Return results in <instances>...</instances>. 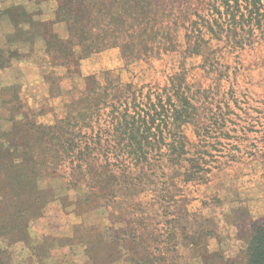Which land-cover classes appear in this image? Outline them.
Segmentation results:
<instances>
[{"label":"trees","instance_id":"trees-1","mask_svg":"<svg viewBox=\"0 0 264 264\" xmlns=\"http://www.w3.org/2000/svg\"><path fill=\"white\" fill-rule=\"evenodd\" d=\"M74 1L58 0V20L69 23L72 35L79 38L74 44L82 48V54L114 46L115 24H125L123 12L132 1L76 0L73 5ZM136 4L143 10V0ZM205 4L208 18L194 10L195 19H189L187 26L183 24L186 43L190 46L195 40L191 53L205 56L204 49L210 50L213 40L219 41L218 52L226 49L241 53L264 45V0H206ZM142 15L141 11L134 14L135 26L140 29L143 24L138 19ZM92 27L98 29L94 34L90 32ZM69 38L66 41L72 43V37ZM45 39L48 43L50 38ZM121 39L123 55L132 60L143 57L138 55L143 39L140 42ZM216 52V49L206 52L202 77L205 81L212 76L217 82L231 81L229 66L220 61ZM113 73L108 70L105 84L96 81L97 86L87 90L95 94L96 105L107 102L111 108L105 127L100 123L99 130L91 135L82 131L74 134L68 128L65 136L55 131L65 121L62 119L47 129H52L51 139L57 136L63 149L52 151L54 148L50 147L51 151L46 153L51 152L58 161L78 158L80 162H71L66 172L72 178L69 181L72 189L84 186L89 190L83 201L75 200L80 209L78 214L105 208L108 217L95 223H76L71 234L65 236L44 234L38 246L53 256L58 248L71 250L78 244L91 252L104 242L124 249L127 264H188L187 260L194 257L184 255L180 247L188 240L192 223L189 208L197 199L192 194L198 186L222 177L246 156L252 160L264 157L262 150L244 151L239 146L245 140L237 133L248 134L245 130L253 131L254 124L240 125L233 118L240 115L230 103L214 100L213 92L203 83L191 84L187 73H176L170 77L168 87L150 88L147 93L143 87L132 89V84L114 83L115 80L109 79ZM124 86L128 94H118ZM235 104L244 110L238 105L239 100ZM188 127H192L193 136L188 135ZM37 128L36 139H46V127ZM3 143L7 146L3 147ZM0 146L11 157L0 173V264H7L8 250L1 243L15 231L21 235L20 240L30 239V222L42 215L51 200L34 184V170L17 166L11 152L18 150V146L12 137L0 133ZM60 169L55 168L54 173ZM25 181L32 182L29 192L24 190ZM7 202L12 203V212L5 209ZM209 204L208 200L202 203L203 207ZM192 213L195 216L199 211ZM36 260L43 262L42 258ZM245 264H264V223L254 227Z\"/></svg>","mask_w":264,"mask_h":264},{"label":"rangeland","instance_id":"rangeland-1","mask_svg":"<svg viewBox=\"0 0 264 264\" xmlns=\"http://www.w3.org/2000/svg\"><path fill=\"white\" fill-rule=\"evenodd\" d=\"M130 1L123 12L125 24H115V45L93 49L87 54H82V48L74 44L79 38L72 35L69 23L58 20V9L51 0H36V5L31 2L33 6L28 2L27 7H36L33 13L28 12L24 5H15L14 0L1 5H15L4 9V12L12 14L13 21H19L12 28L14 41L32 39L33 42L35 37L41 36L50 38L48 43L45 40L49 49L46 47L35 52L21 46L25 48L23 52L18 48L13 52L9 50L14 57H8L4 46L0 52V65L7 62L4 63L7 69L0 70V133L12 137V142L18 146V150L11 152L17 166L31 167L35 173L34 184L51 200L42 215L30 222V239L20 240L21 235L15 231L1 243L8 250L7 264H65L66 261L67 264H127L124 249L104 242L91 252L78 244L71 250L58 248L53 256H49L43 246H38L44 234L65 236L71 234L76 223H95L108 217V209L105 208L78 214L80 209L75 206V200L83 201L89 190L84 186L72 189L69 186L72 178L66 175L69 171L67 166L71 162L79 163L78 158L71 160L65 157L58 161L51 152L46 154L51 151L50 147L54 148L52 151L63 149L57 136L51 139L52 129H47L62 119L65 121L55 131L63 135L68 128V132L74 134L82 131L91 135L99 130L100 123L105 127L111 108L107 102L106 105H96L95 94L87 90L94 89L98 82L105 84L108 70L114 71V76L109 75L114 83L132 84V89L143 87L144 93L150 88L168 87L172 75L187 73L191 84L203 83L213 92L214 100L230 103L241 117H233L240 125L254 124L253 131L245 130L248 134L243 131L237 133L245 140L239 146L244 151H264V45L241 53L226 49L218 52L219 41L213 40L210 50L204 49V55L216 49L220 61L229 66L232 79L217 82L212 76L205 81L201 67L205 56L191 53L195 40L190 42V46L186 43L183 24L187 26L189 19H195L194 10L209 17L206 0L202 3L198 0H143V10L136 4L138 0ZM152 1L156 3L152 4ZM76 2H72L73 5ZM181 3L183 6L179 7ZM140 11L143 15L138 21L143 24V29L135 26L134 14ZM33 14H37L36 20ZM133 22L135 24L131 26ZM10 29L9 25L0 24V44H5V36ZM134 30L136 35L130 38ZM97 31L92 27L90 32L94 34ZM68 37H72L69 38L72 43L66 41ZM121 38L136 42L143 39V48H138V55L143 57L132 60L123 55L119 45L123 41ZM120 93L127 95V87L121 88ZM85 99L87 101L83 103ZM88 100L93 103L87 104ZM236 100L244 110L236 106ZM109 101V104L113 102L111 98ZM39 126L46 127L48 134L46 139L38 141L35 132H39ZM186 131L193 136L192 127ZM3 144V147L7 146ZM10 160L8 152L0 146V173ZM55 168L62 170L54 173ZM32 186V182L25 181L24 190L29 192ZM196 189L192 196L197 199L189 208L192 223L188 229V240L180 247L184 255L194 257L187 260L188 264H245L246 249L254 227L264 223V157L252 160L246 156L222 177ZM205 200L210 204L203 207ZM5 209L12 212V203H5ZM194 211L199 213L194 216ZM37 258H42L43 262L37 263Z\"/></svg>","mask_w":264,"mask_h":264},{"label":"crops","instance_id":"crops-1","mask_svg":"<svg viewBox=\"0 0 264 264\" xmlns=\"http://www.w3.org/2000/svg\"><path fill=\"white\" fill-rule=\"evenodd\" d=\"M6 1H8V0H0V24L5 23V24L9 25L11 27V29L8 33H6L7 35L5 36L6 37L5 38V44L4 43L0 44V52H1V48L4 46L5 50H6L5 53H7L8 57H14L13 54L9 53V50H11L13 52V51L17 50V48H18L20 50V52H23L22 51L23 49H25V48L30 49L31 48V49H34L35 52H37V50H41L44 48L46 49V47H47L46 41H45L46 39H45V37H42V36L41 37H35L33 39L34 40L33 42H32V39L31 40L30 39L23 40V41L18 39L17 41H14L13 38H15V35L13 34L14 31L12 30V28H13V25L19 21H17V22L13 21L12 20V14L8 13V12H4L5 8H9V7H12L15 5H17L18 7H20L21 5H24L25 9L27 8L28 12L33 13V11L35 10L36 7H32V6H33V3L36 5V0H33V1L32 0H14L15 5L1 6L2 4L7 3ZM51 1H52L51 3L53 5H55V8H58L57 0H51ZM28 2H30V3L33 2V3H31L32 8H30L29 6L28 7L26 6ZM56 12H57V9H56ZM36 15L37 14H33V17H35ZM36 18H38V17H35V20H36ZM1 36L4 37L3 35H1ZM37 38H39V39L37 40ZM14 44H15V46H13ZM21 46H24L25 48H20ZM7 48H9V49H7ZM4 63H7V62L5 61ZM4 63L2 62V64L0 65V70L7 69V65H5Z\"/></svg>","mask_w":264,"mask_h":264}]
</instances>
